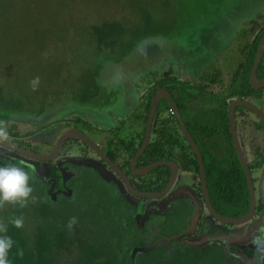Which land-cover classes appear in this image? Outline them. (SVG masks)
I'll return each mask as SVG.
<instances>
[{
  "label": "rangeland",
  "instance_id": "rangeland-1",
  "mask_svg": "<svg viewBox=\"0 0 264 264\" xmlns=\"http://www.w3.org/2000/svg\"><path fill=\"white\" fill-rule=\"evenodd\" d=\"M220 25L221 42L230 52L212 47V28ZM262 30L264 0H0V122L8 129V121L15 123L12 132L46 151L53 143L38 136L43 126L86 122L88 132L113 120V114H127L125 125L130 126L139 113L134 108L138 100L143 115L140 136L146 110L139 97L148 82L166 71L188 81L184 64L201 60L210 48L223 52L218 66L227 69L225 62L232 69L241 60L237 51L250 48V39ZM198 95L192 96L195 105ZM210 99L208 108L214 104ZM89 133L99 142V133ZM252 176L262 211L250 223L226 226L232 231L229 247L246 259L244 247L250 242L254 253L245 262L259 264L264 248V165Z\"/></svg>",
  "mask_w": 264,
  "mask_h": 264
},
{
  "label": "flooded vegetation",
  "instance_id": "flooded-vegetation-1",
  "mask_svg": "<svg viewBox=\"0 0 264 264\" xmlns=\"http://www.w3.org/2000/svg\"><path fill=\"white\" fill-rule=\"evenodd\" d=\"M221 25L219 28H212L215 30L214 34L218 33L217 29H221ZM223 25L226 28L225 24ZM252 42L253 40L249 45ZM221 46L217 45L218 48L215 46L214 48L223 51L224 47H227ZM181 52L185 53V51ZM238 52L241 60L232 69L231 67L228 68L225 62L223 64L225 68L227 66V69L218 66L217 60L223 52L217 53L214 50H209L205 56L203 54L201 60L183 65L182 70L189 78L198 74V96L200 100L198 99L197 108L192 106L193 102L183 99L185 86H187L185 80L182 81L169 71L163 72L159 79L156 78L148 82L147 86L144 85L147 91H143L144 94L142 93L139 97L145 104L150 90L156 87V81L163 80L167 75L176 77L177 81L180 82V84L167 82L168 84H164V87H157L155 92L158 88L176 87L180 91L179 94L177 91L166 89L174 96L175 103L176 99H179L180 103L190 105L181 110L176 103L179 115L200 152L206 190L211 206L217 214L219 213L211 202L207 186L205 159H210L211 156L212 158H224L232 151L235 152L229 131V105L235 100L247 101L255 105L264 114V89L254 90L260 91V93L252 94L247 98L232 97V94L239 87L242 76L240 66L241 63H244L249 48ZM188 57L185 55L186 59ZM194 70L197 72L195 73ZM257 77L259 80H264V72L257 73ZM205 80V83H201ZM190 81L186 82L190 83ZM225 85L227 87L224 90ZM209 98L214 103L210 108H208L210 105H206ZM164 103H166L165 108L155 111L148 145L136 161L137 173L132 170L131 161L143 143L148 114L147 112L144 116L143 132L139 136L137 132L142 127L140 124L143 121L140 106L139 108L136 107L139 113L135 118L134 125L130 123V126L125 125V122L108 126L110 123L108 121V123L100 125L99 128H91L92 131L90 129L88 132L84 129L85 125L88 126L87 124H89L86 122H79L78 124H82L80 126L77 125L76 121L70 126L62 123H57L49 128L43 126L44 130L38 136L47 138V144L53 143L51 149L46 151L41 149L40 145L26 142L24 138H20L18 133L12 132L15 123L8 121L11 123V128L8 129L9 137L4 142L30 154L43 156L53 153L58 139L65 131L76 128L95 144L117 170L109 165L95 150L77 139L65 140L58 155L51 161L34 160L0 145V164L7 162L24 167L31 177V183L38 182L45 195V200L50 204L64 206L86 194L89 202L88 207L94 210L100 201L99 194H101L105 201L103 205L106 215L102 222L105 223L104 226H109L110 232H120L119 246L115 247L113 252L118 257L130 256L131 259H134L138 252L152 249L158 241L166 239V245L174 244L172 246H175L179 243L188 249H205L212 246L216 250L222 248L233 258L247 264L245 261L251 260L254 253L253 246L249 242L244 247V252L248 256L246 259L239 256L234 247H229L228 238L232 236L231 227L221 224L209 214L202 188L197 155L181 131L177 118L167 102L162 100L158 106ZM252 111L245 107L234 109L236 134L247 164L255 157L254 153L257 147L264 148V124ZM60 129L62 132H58ZM89 132L99 133L97 136L99 142H96ZM243 133L245 136L242 138L241 134ZM28 136L30 135L28 134ZM244 140L248 143V151L245 148ZM154 144L161 146V155L146 157L145 151ZM71 146L74 147L72 151H70ZM157 163L163 164L155 166L145 174L138 173V171ZM119 173L125 176L129 186ZM136 192L155 194L157 197H141ZM157 221H161L162 225L171 229L170 236L161 239L157 237L156 227L151 228L149 226ZM261 226L264 228V224ZM223 227L225 229L222 230ZM139 233L143 234L146 239L144 242L149 241L152 244L133 245L138 241L140 242ZM117 238L115 237L114 242H118Z\"/></svg>",
  "mask_w": 264,
  "mask_h": 264
},
{
  "label": "trees",
  "instance_id": "trees-1",
  "mask_svg": "<svg viewBox=\"0 0 264 264\" xmlns=\"http://www.w3.org/2000/svg\"><path fill=\"white\" fill-rule=\"evenodd\" d=\"M144 12L149 17L148 11L144 10ZM263 33L264 30L253 40L244 63H241V81L232 97L242 99L260 93L250 88L248 78ZM132 37H136L135 32L132 33ZM260 72H264V53L257 73ZM167 82L180 84L176 77L168 75L163 80H157L156 87L150 90L144 104L146 114L155 89L164 87L163 85L168 84ZM166 89L177 91L178 94L180 92L176 87L167 86ZM176 103L181 110L190 106L180 103L179 99H176ZM161 151V146L154 144L149 146L144 155L146 157L160 156ZM254 154L255 157L247 164L251 173L263 166L264 148L257 147ZM205 162L207 186L211 202L217 212L228 218L244 216L248 211L249 197L244 172L236 153L232 151L224 158L211 156L210 159H205ZM7 164V162L1 163L0 166ZM253 182H255L254 178ZM31 186L33 199H30L27 206L20 207L11 203L0 205V223L8 226L6 235L14 241L9 252L10 264H243L241 260L233 258L222 248L216 250L212 246L205 249H188L179 243L175 246H172L174 244L166 245V239L158 241L152 249L138 252L134 259L130 256L118 257L113 252L114 248L119 246L120 232H110L109 226H104L105 223L102 220L106 217L103 205L105 201L101 194H99V203L92 210L88 207L86 194L64 206H57L45 200L38 182L31 183ZM262 209L263 205L259 201L255 215H258ZM17 217H22L24 220V226L21 229H17L11 223ZM73 218L76 223L70 226ZM149 226L156 227L159 239L171 235V229L162 225L161 221L153 222ZM143 234L139 233L141 240L133 245L152 244L149 241L144 242L146 239ZM115 237L118 242H114ZM259 264H264V253Z\"/></svg>",
  "mask_w": 264,
  "mask_h": 264
},
{
  "label": "water",
  "instance_id": "water-1",
  "mask_svg": "<svg viewBox=\"0 0 264 264\" xmlns=\"http://www.w3.org/2000/svg\"><path fill=\"white\" fill-rule=\"evenodd\" d=\"M263 52H264V33H263V35H262V37L258 43L255 58H254V61L252 64V68H251V72H250V76H249V80H248V84L252 90L264 89V80H259L257 77V70H258L260 61L262 59ZM162 100H165L167 102L168 106L170 107V109L173 111L174 116L177 118L179 127L181 128V131L183 132L184 136L186 137V139L190 143V145L193 149V152L197 155V159L199 161V167H200L202 188L204 190L205 200H206L207 209H208L209 214L211 216H213L218 222H220L221 224H224V225L240 226V225H243V224H246V223L252 221L254 216H255L256 207L258 205V202H257L256 194H255V186H254V182H253V177H252L250 168L247 165L246 160L243 156V153H242V150H241L238 138H237L236 125H235V119H234L235 118L234 117V109L238 108V107H245V108H248L250 110H253L252 112H254L261 119V121L264 124L263 112L260 111L255 105H253L247 101H243V100L232 101L231 104L229 105V111H228L229 131L231 134L233 148L237 154L238 160L240 162V165L242 167V170L244 172V176L246 179L248 197H249V206H248V211L244 216L239 217V218H228V217H224V216L217 214L214 211L213 207L211 206L209 196H208V192L206 190L204 168H203V164L201 161L200 152H199L195 142L193 141L192 137L190 136L189 132L187 131L185 124L183 123V121L179 115L178 107L175 103L174 96L172 94H170V92L164 88H158L155 92V95L152 97V99L150 101L149 110H148V114H147V118H146L143 143L131 161L132 170L137 173V170L135 169L136 161L143 154L144 150L146 149V147L148 145L155 111L158 107V104ZM67 139H77V140L82 141L84 144H86L87 146H89L90 148L95 150L109 165H111L114 169L117 170V168H115V166L103 155V153L95 146V144L89 138H87L86 135L82 134L76 128L68 129L67 131H65L61 135V137L58 139L55 150L50 155L43 156V155L30 154V153L25 152L21 149H18V148L14 147L10 144L5 143L4 141H0V145L5 146V147H7L13 151L20 153L21 155H23L25 157H29V158L34 159V160L51 161L58 155L59 150H60L63 142ZM160 164H163V163H157V164L151 165V166H149V167H147L141 171H138V173L139 174H145V173L149 172L152 168H154L155 166H159ZM119 175L125 180V182L128 185V182H127L125 176L123 174H120V173H119ZM173 177H174V174H173ZM132 192H134V191L132 190ZM136 194L140 195L141 197H148V198L157 197V195L149 194V193H138V192H136Z\"/></svg>",
  "mask_w": 264,
  "mask_h": 264
},
{
  "label": "clouds",
  "instance_id": "clouds-1",
  "mask_svg": "<svg viewBox=\"0 0 264 264\" xmlns=\"http://www.w3.org/2000/svg\"><path fill=\"white\" fill-rule=\"evenodd\" d=\"M39 82V78L32 82L33 90ZM9 132L6 122H0V141H6ZM31 177L24 167L15 163L0 166V205L11 203L25 207L30 199H33V187L30 183ZM11 223L21 229L24 226L22 217L14 218ZM76 220L70 222V226L75 224ZM8 226L0 223V264H10L9 252L13 247L14 241L8 235ZM22 255V253H20Z\"/></svg>",
  "mask_w": 264,
  "mask_h": 264
},
{
  "label": "crops",
  "instance_id": "crops-1",
  "mask_svg": "<svg viewBox=\"0 0 264 264\" xmlns=\"http://www.w3.org/2000/svg\"><path fill=\"white\" fill-rule=\"evenodd\" d=\"M229 19L231 20V18H230V16H229ZM230 20H228V21H230ZM214 36H215V38H216V41H215V43L212 45V47L214 48V46L215 47H217V45H222V46H225V44H222V42H221V35H220V32H218V33H215L214 34ZM253 40V37L250 39V41H249V43L251 42ZM218 48V47H217ZM210 50H212V48H210ZM226 50L228 51V50H230V47H228V49H227V47H226ZM186 59V58H185ZM187 65H188V63H187ZM192 65L190 64V67H191ZM191 80V81H190ZM187 80H185V84L187 85V86H185V94H184V96H183V99L184 100H187V101H189V102H193V97H195L197 94H198V85H197V87L195 86V84L197 83V81H198V74H194V75H192L191 76V78H189V81H190V83H188V82H186ZM188 87V88H187ZM190 93V94H189ZM189 95H191V96H189ZM193 96V97H192ZM198 101V100H197ZM138 106V100H136L135 101V106H134V108L135 107H137ZM192 106H194V107H198V104L197 105H195V104H193ZM128 116H127V114L125 115V114H123V115H120L119 117L118 116H115L114 114H113V120L110 118V122L111 123H118V122H125V119L127 118ZM141 121V120H140ZM103 124V123H102Z\"/></svg>",
  "mask_w": 264,
  "mask_h": 264
}]
</instances>
